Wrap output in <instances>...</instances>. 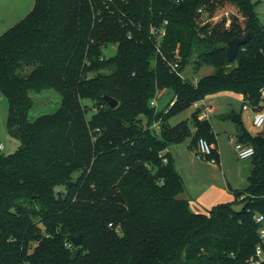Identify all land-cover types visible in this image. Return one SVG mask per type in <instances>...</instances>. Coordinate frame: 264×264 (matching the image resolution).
<instances>
[{
    "label": "trees",
    "instance_id": "16d2710c",
    "mask_svg": "<svg viewBox=\"0 0 264 264\" xmlns=\"http://www.w3.org/2000/svg\"><path fill=\"white\" fill-rule=\"evenodd\" d=\"M226 4L235 9L229 25L202 22L199 9L212 16ZM162 26L158 43L152 28ZM247 34L229 63L227 42ZM111 44L117 53L107 57ZM189 64L214 71L193 83L181 75ZM263 86L264 24L251 0H35L0 36V93L21 142L0 153V264H250L261 243L264 135L252 136L239 113L227 115L236 141L255 148L253 167L234 201L206 212L179 197L184 178L160 152L192 133L187 121L169 125L172 115L221 94L257 107ZM164 88L169 98L156 109L150 101ZM46 89L61 106L31 120L30 94ZM158 119L160 135L150 129ZM191 125L192 145L215 142L198 111ZM76 236L81 246L67 248Z\"/></svg>",
    "mask_w": 264,
    "mask_h": 264
},
{
    "label": "rangeland",
    "instance_id": "374dc122",
    "mask_svg": "<svg viewBox=\"0 0 264 264\" xmlns=\"http://www.w3.org/2000/svg\"><path fill=\"white\" fill-rule=\"evenodd\" d=\"M255 5L256 12L264 24V0H251ZM35 0H0V36L8 29L20 22L26 17L33 9ZM235 12L234 7L231 4H226L222 8H218L212 16L209 12H202V22H217L223 18L227 19V25L231 23L232 16ZM117 53V46L115 44L109 45L105 49V55L111 57ZM235 64V63H234ZM214 68L212 66H205L199 71H195L194 65H187L182 71V75L185 79L196 83L198 78L213 73ZM170 93H165L163 98L159 100V107H164ZM34 106L30 111V118H35L43 115L54 113L59 110L62 97L53 89H46L42 91H32L30 94ZM209 101L215 107L214 111L210 113L209 120L214 129L217 142L219 144L220 152H223L224 169L222 174V180L228 181L233 190H244L249 185L248 177L253 167V158L242 159L238 156L231 136L236 141L235 134L237 133V123L228 118L227 115L231 112L240 113L243 125L247 131L256 136L261 130L256 128L252 119L248 118V112L242 109L243 101L235 94H221L218 96H209ZM84 104L92 105L90 101L85 100ZM8 100L0 93V144L4 145V150L0 153L9 155L16 152L20 145V139L13 136L8 129ZM171 106V105H170ZM195 110L189 108L178 112L168 119V123L171 126H176L183 121H187L190 124L192 133L186 136L184 139L174 142L170 145L172 153L176 159L178 168L186 171V176L190 179L196 178V173L189 170V161L191 160L190 144L193 137V127L191 125V115ZM92 111L89 112L91 116ZM196 159V157H195ZM197 160V159H196ZM207 162V161H206ZM235 210H241L242 203H235L233 205ZM193 209V208H192ZM201 209V208H197ZM196 210V209H195ZM202 211L206 209L202 208Z\"/></svg>",
    "mask_w": 264,
    "mask_h": 264
},
{
    "label": "built area",
    "instance_id": "2783aa9c",
    "mask_svg": "<svg viewBox=\"0 0 264 264\" xmlns=\"http://www.w3.org/2000/svg\"><path fill=\"white\" fill-rule=\"evenodd\" d=\"M199 12H203V8L199 9ZM168 24V21H164V25ZM152 33L156 36V40L159 41L165 35L166 28L162 26L157 31L152 28ZM158 50H160L158 48ZM180 67L178 62H173L171 64V69L177 73ZM182 75V72H181ZM183 76V75H182ZM166 88L157 90L156 94L150 101V105L156 109H158L159 99L162 97L164 92H166ZM174 102V100H173ZM171 102V104H173ZM191 108L195 111H198V119L199 120H207L209 118L210 113L213 112L214 106L209 101V97H204L200 100L195 101ZM243 109H251L255 111L254 117L252 119L253 124L256 128H263L264 127V86L261 88V103L257 107H252L251 105L244 103ZM163 128L162 119H158L153 121L150 126V129L157 135H160ZM231 140L233 141V145L238 156L242 159L251 158L255 155V148L252 145L244 144L238 141H234V137L231 136ZM4 150V145L0 144V152ZM170 152L169 148H165L160 152V156L163 158V162L167 163L168 158L167 154ZM216 152L213 143H210L206 138H199L195 147V156L199 160H206L211 162L212 164H217L218 160L215 157L214 153ZM255 222L259 224V234L261 243L256 247L254 255L250 258V264H264V214H257L255 216ZM67 248L73 247V242H66L65 243ZM20 264H32L31 261L25 260Z\"/></svg>",
    "mask_w": 264,
    "mask_h": 264
},
{
    "label": "crops",
    "instance_id": "0c3cea01",
    "mask_svg": "<svg viewBox=\"0 0 264 264\" xmlns=\"http://www.w3.org/2000/svg\"><path fill=\"white\" fill-rule=\"evenodd\" d=\"M165 93L167 92H164V94ZM164 94L160 99L163 98ZM246 111L248 112L247 117L253 119L255 111L251 109H247ZM239 114L241 115V112ZM209 119L210 118H208L207 120ZM260 130L261 131L258 134L264 131V127L260 128ZM212 132L214 133L213 127H212ZM213 145L217 153L216 156L218 160L217 164H212L209 161L206 162V160H199L197 158L196 160L195 159L196 146L192 145V141H191L190 144L191 160L189 161L190 165L188 169L196 173L197 176L194 180L186 176V173H184L186 171H183L182 169L180 170L178 168L172 150L170 147H168L170 149L171 155L175 159L176 168L183 176L185 181L184 191L179 195V197L187 199L190 202L191 209L193 208L192 210L195 212H206L207 210L211 209L213 206L219 203L232 202L235 199L232 185L228 181L225 182L222 180V174L224 172L223 169L225 163L223 159V152H220L219 150V144L217 142V138H215V142H213ZM197 208H201V209H197ZM202 208L206 209V211H202Z\"/></svg>",
    "mask_w": 264,
    "mask_h": 264
},
{
    "label": "water",
    "instance_id": "95a60500",
    "mask_svg": "<svg viewBox=\"0 0 264 264\" xmlns=\"http://www.w3.org/2000/svg\"><path fill=\"white\" fill-rule=\"evenodd\" d=\"M249 37L250 35L247 34L244 37H239L236 36L234 38H232L230 41L227 42L226 44V54H227V61L229 63L234 62L238 56L239 53V49L242 45L246 44L249 41ZM104 99L106 100V102L108 103V105L111 108H116L119 104V102L111 97V96H104ZM260 135H264V131L260 133ZM73 244L75 246H81L82 244V236H76L72 238Z\"/></svg>",
    "mask_w": 264,
    "mask_h": 264
}]
</instances>
